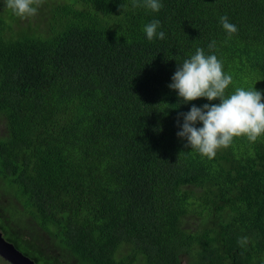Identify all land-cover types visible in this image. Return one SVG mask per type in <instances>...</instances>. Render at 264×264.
I'll return each mask as SVG.
<instances>
[{"label": "trees", "instance_id": "16d2710c", "mask_svg": "<svg viewBox=\"0 0 264 264\" xmlns=\"http://www.w3.org/2000/svg\"><path fill=\"white\" fill-rule=\"evenodd\" d=\"M133 2L40 0L21 18L0 0V230L38 264H264V137L202 156L177 133L220 101L169 87L202 48L226 95L264 94V0Z\"/></svg>", "mask_w": 264, "mask_h": 264}, {"label": "clouds", "instance_id": "9594fccd", "mask_svg": "<svg viewBox=\"0 0 264 264\" xmlns=\"http://www.w3.org/2000/svg\"><path fill=\"white\" fill-rule=\"evenodd\" d=\"M40 0H6V6L21 18L34 16ZM140 6L134 0L133 7ZM143 6L153 12H159L162 5L159 0H143ZM126 10L127 5H121ZM223 29L228 34L237 32L234 24L227 16L220 18ZM160 27L158 20H153L143 27L147 38L151 41L158 35L165 39L164 32H157ZM215 46V41L209 45ZM169 87L178 92L184 103H190L201 98L208 101L219 100L218 105H204L203 109L193 106L184 114L182 130L177 135L187 140L191 149L202 156L214 158L217 151L228 147L236 138H246L256 142L264 137V94L256 88H236L226 95V90L232 84V76L225 74L222 62L216 55H205L202 48H197L195 54L178 64ZM197 122L202 127H196ZM241 246L247 243V238L239 240Z\"/></svg>", "mask_w": 264, "mask_h": 264}, {"label": "water", "instance_id": "95a60500", "mask_svg": "<svg viewBox=\"0 0 264 264\" xmlns=\"http://www.w3.org/2000/svg\"><path fill=\"white\" fill-rule=\"evenodd\" d=\"M0 257L9 264H38L8 241L0 230Z\"/></svg>", "mask_w": 264, "mask_h": 264}, {"label": "rangeland", "instance_id": "374dc122", "mask_svg": "<svg viewBox=\"0 0 264 264\" xmlns=\"http://www.w3.org/2000/svg\"><path fill=\"white\" fill-rule=\"evenodd\" d=\"M4 202H6V203H8V201H4ZM16 204H17V202H13V203H10V205H9V208H11V209H13V215H15L16 214V212L18 213V209H16L15 210V206H16ZM15 211V212H14ZM193 225H195V222L193 223ZM0 264H9V263H7L6 261H4L2 258H0Z\"/></svg>", "mask_w": 264, "mask_h": 264}]
</instances>
